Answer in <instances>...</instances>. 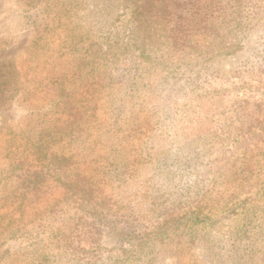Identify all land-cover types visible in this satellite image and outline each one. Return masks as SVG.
<instances>
[{
  "label": "trees",
  "instance_id": "16d2710c",
  "mask_svg": "<svg viewBox=\"0 0 264 264\" xmlns=\"http://www.w3.org/2000/svg\"><path fill=\"white\" fill-rule=\"evenodd\" d=\"M229 9L219 0L136 2L133 16L142 47L122 44L118 37L105 53L91 42L72 43L70 56L36 81L33 92L49 101L40 107L43 125L30 140L29 155L15 156L10 165L22 173L23 201L51 185L59 193L56 203L70 201L73 211L58 233H45L39 248L43 261L67 253L71 261L80 249L85 264H98L105 239L111 264H132L135 253L147 254L154 242L186 249L201 244L223 264L219 249L226 235L228 260H245L252 231L255 244L264 248V105L236 111L228 121L194 117L179 130L182 141L152 135L151 113L160 102L150 92L157 81L150 73L153 64L186 58L191 36L220 38L217 26L229 23ZM97 99L104 101L103 122ZM66 139L70 156L53 149ZM30 156L37 165L26 168ZM129 214L139 215L142 225L127 247L120 222L127 223ZM224 220L233 223L227 233ZM67 226L69 243L61 246Z\"/></svg>",
  "mask_w": 264,
  "mask_h": 264
},
{
  "label": "rangeland",
  "instance_id": "374dc122",
  "mask_svg": "<svg viewBox=\"0 0 264 264\" xmlns=\"http://www.w3.org/2000/svg\"><path fill=\"white\" fill-rule=\"evenodd\" d=\"M140 1L0 0V264H33L44 260L39 248L45 243L42 239L47 240L45 233L49 230L58 233L62 222L70 221L73 214L70 201L65 200L63 206L56 203L54 195L59 193L51 185L41 196L36 194L23 201L18 179L22 173L10 165L15 156L29 155L30 140L43 125L44 109L40 107L49 101H41L40 94L33 92L36 81L57 69L59 59L63 62L70 56L67 46L72 43L79 47L91 42L94 49L105 53L108 42L113 43L118 37L122 44L142 47L133 16L134 4ZM219 3L230 7L229 23L217 26L220 38L216 34L217 38L191 36L186 44L191 47L186 58H168L166 62L153 64L150 73L157 74V81L150 92L160 100L155 102L151 113L153 137L163 135L170 142L182 141L179 130L194 117V120L208 117L209 121H228L236 111L264 105V0H219ZM143 99L146 101V96ZM96 101L101 105L97 117L103 122L104 101ZM58 143L53 149L70 156V139ZM27 163L26 168L37 165L32 156ZM160 179L161 175H157V181ZM106 181L112 184V180ZM128 218L127 223L120 222L124 225L121 243L127 247V241H135L136 229L142 225L139 215L129 214ZM223 223V232L227 233L233 223L230 220ZM69 228L66 227L64 236L59 235V245L67 241ZM251 237L254 242H246L245 260L236 257L229 261L231 252L226 235L219 249L223 264H264V248L255 244L254 231ZM110 248L103 240L98 264L113 262ZM78 252L79 258L73 256L71 261L68 253L57 260L49 254L50 261H42L85 264L82 260L85 254L80 249ZM131 260L132 264H217L201 244L186 249L175 242L151 243L147 254L135 253Z\"/></svg>",
  "mask_w": 264,
  "mask_h": 264
}]
</instances>
